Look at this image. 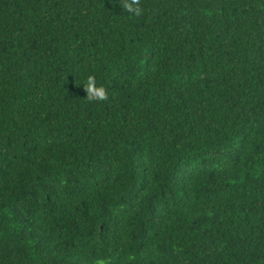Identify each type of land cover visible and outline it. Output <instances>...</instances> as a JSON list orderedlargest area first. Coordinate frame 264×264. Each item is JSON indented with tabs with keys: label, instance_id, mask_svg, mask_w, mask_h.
<instances>
[{
	"label": "trees",
	"instance_id": "16d2710c",
	"mask_svg": "<svg viewBox=\"0 0 264 264\" xmlns=\"http://www.w3.org/2000/svg\"><path fill=\"white\" fill-rule=\"evenodd\" d=\"M141 6L0 0V264H264V0Z\"/></svg>",
	"mask_w": 264,
	"mask_h": 264
},
{
	"label": "clouds",
	"instance_id": "9594fccd",
	"mask_svg": "<svg viewBox=\"0 0 264 264\" xmlns=\"http://www.w3.org/2000/svg\"><path fill=\"white\" fill-rule=\"evenodd\" d=\"M119 5L124 12L132 17H138L143 14L141 0H119ZM84 91L86 93L85 100L89 103H104L109 101L108 89L102 84L97 83V78L94 74H89L83 82ZM95 264H110L107 258L98 257Z\"/></svg>",
	"mask_w": 264,
	"mask_h": 264
}]
</instances>
